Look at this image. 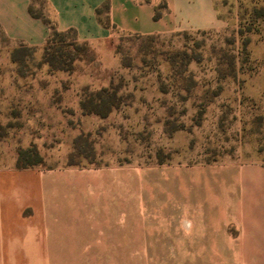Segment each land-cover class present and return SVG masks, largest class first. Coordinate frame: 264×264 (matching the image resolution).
<instances>
[{
	"label": "rangeland",
	"instance_id": "374dc122",
	"mask_svg": "<svg viewBox=\"0 0 264 264\" xmlns=\"http://www.w3.org/2000/svg\"><path fill=\"white\" fill-rule=\"evenodd\" d=\"M215 1L225 27L209 32L117 36L109 46L78 43L86 48L77 51L70 37L58 38L53 47L62 53L48 57L0 36V143L15 168L56 173L62 181L86 173L90 182L105 185L92 197L110 202L109 230L90 220L86 226L100 230L83 239V246L109 239L108 246L86 251L71 243L73 231L67 230L61 246H51L45 258L31 254V261L264 264V254L135 252L134 199L145 235L152 214L144 200L151 194L177 213L158 215L161 234L197 231V220L180 211L184 187H173L177 197L169 200L144 184V170L184 168L188 175L195 166L224 162L264 168V0ZM33 2L40 10V0ZM47 59L71 63V70H54ZM21 151L27 152L26 168L18 167ZM116 196L125 200V213L118 212Z\"/></svg>",
	"mask_w": 264,
	"mask_h": 264
},
{
	"label": "crops",
	"instance_id": "0c3cea01",
	"mask_svg": "<svg viewBox=\"0 0 264 264\" xmlns=\"http://www.w3.org/2000/svg\"><path fill=\"white\" fill-rule=\"evenodd\" d=\"M31 4V0H0L1 37L14 47L23 44L43 52L50 29L31 16ZM105 5L108 8L101 18L109 21V27L97 15ZM39 8L59 32L75 30L77 42L92 47L109 46L117 36H172L225 27L215 0H44ZM157 11L160 16L155 19ZM8 151L0 143V264H44L31 261L30 255L45 258L51 246L63 244L67 230L73 231L71 243L90 248L86 251L94 252L100 244L108 246L109 239L103 238L83 246L84 238L100 230L86 226L90 220L109 230V199L92 197L93 190L104 189L103 183L90 182L82 172L71 176V181H62L63 176L56 173L18 170ZM144 171L149 174L144 184L157 194L165 193L169 200L177 197L173 187H184L180 211L197 220V231L184 235L173 229L170 235L161 234L158 215L177 213L168 208L167 199L161 201L151 194L144 200L150 203L152 214L150 227H145L150 233L145 235L141 217L136 216L141 204L134 199V229L139 232L134 236L135 252L264 254L263 167L224 162L195 166L186 170L188 175H183L184 168ZM65 192L71 197L64 201ZM114 201L118 212L125 213V200L116 196ZM181 224L185 229L191 226L187 219Z\"/></svg>",
	"mask_w": 264,
	"mask_h": 264
},
{
	"label": "trees",
	"instance_id": "16d2710c",
	"mask_svg": "<svg viewBox=\"0 0 264 264\" xmlns=\"http://www.w3.org/2000/svg\"><path fill=\"white\" fill-rule=\"evenodd\" d=\"M31 1H32L31 7H30L31 16L36 18V19L42 20L48 26V28L50 29V35H49V38L47 40V44H46V46L44 48L45 56L48 57L50 51L55 52V53H62L61 49H57V48L53 47V44H55L56 39H58V38L70 37L69 46L72 47L76 51L81 49V48H86L85 46L81 47L80 45H78V42H77V39H76L75 30H69L67 32H59L57 30L55 24L52 22V20H50L48 17H46L41 10L36 9L33 0H31ZM40 2H41L42 5L44 4V0H40ZM107 8H108V6L105 5V6H103V8L97 10V15L99 16V20L104 26L109 25V21H107V20L104 21L101 18L103 13L107 11ZM159 16H160V13L157 11L156 15H155V19H158ZM0 36H2L1 30H0ZM19 46L22 47V48H26V49H30V50L36 51L35 49L29 48V47H27L26 45H23V44H21ZM14 54L15 53H13V57H14ZM71 57H72L71 61L75 60L74 56H71ZM52 58H54V57H52ZM47 62L54 70H67V71L71 70V63H70V65H69V63L67 65V62L65 63L62 60L57 61L60 66H57V64L55 63L56 61L54 59H51V60L47 59ZM26 153L27 152H25V151H21L19 153V161H18V167L19 168H26L27 166H29V164H26V163L23 162V158H24Z\"/></svg>",
	"mask_w": 264,
	"mask_h": 264
}]
</instances>
